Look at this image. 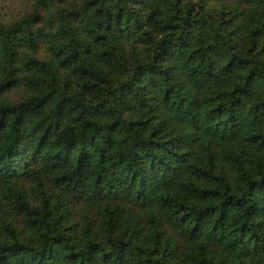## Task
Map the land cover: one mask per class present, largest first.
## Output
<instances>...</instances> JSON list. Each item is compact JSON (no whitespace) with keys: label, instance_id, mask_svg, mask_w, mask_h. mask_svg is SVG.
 Masks as SVG:
<instances>
[{"label":"trees","instance_id":"trees-1","mask_svg":"<svg viewBox=\"0 0 264 264\" xmlns=\"http://www.w3.org/2000/svg\"><path fill=\"white\" fill-rule=\"evenodd\" d=\"M43 9L0 25V264H264V0Z\"/></svg>","mask_w":264,"mask_h":264},{"label":"rangeland","instance_id":"rangeland-1","mask_svg":"<svg viewBox=\"0 0 264 264\" xmlns=\"http://www.w3.org/2000/svg\"><path fill=\"white\" fill-rule=\"evenodd\" d=\"M44 0H0V25H9L18 20H24L33 14L39 13L42 17V24L49 25L54 12H46ZM43 51L46 47H41ZM22 97L21 90H12L7 93L0 92V99L11 98L13 100Z\"/></svg>","mask_w":264,"mask_h":264}]
</instances>
